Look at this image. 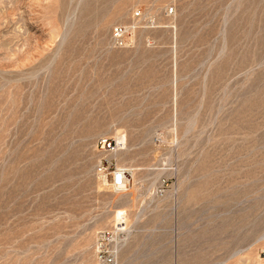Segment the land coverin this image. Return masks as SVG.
Here are the masks:
<instances>
[{
	"label": "rangeland",
	"instance_id": "1",
	"mask_svg": "<svg viewBox=\"0 0 264 264\" xmlns=\"http://www.w3.org/2000/svg\"><path fill=\"white\" fill-rule=\"evenodd\" d=\"M120 213L124 264H264V0H0V264Z\"/></svg>",
	"mask_w": 264,
	"mask_h": 264
},
{
	"label": "built area",
	"instance_id": "2",
	"mask_svg": "<svg viewBox=\"0 0 264 264\" xmlns=\"http://www.w3.org/2000/svg\"><path fill=\"white\" fill-rule=\"evenodd\" d=\"M135 14L139 15V12H135ZM111 34L115 40L123 45V28L121 26H113ZM121 146L119 142L107 136H99L96 139V147L99 148L100 152H116L121 150ZM101 164L106 166V160L104 163L101 162ZM108 166H112L111 162L108 163ZM127 175L128 169L126 167L114 165L111 171V185L116 191L126 189ZM162 192L164 191L162 190ZM114 233L112 234L111 231L105 230L98 234L95 258L102 264H124L120 259V252L125 241V231L114 226Z\"/></svg>",
	"mask_w": 264,
	"mask_h": 264
},
{
	"label": "bare ground",
	"instance_id": "3",
	"mask_svg": "<svg viewBox=\"0 0 264 264\" xmlns=\"http://www.w3.org/2000/svg\"><path fill=\"white\" fill-rule=\"evenodd\" d=\"M117 142H119L122 146H121V150L122 149H124V143H123V141L122 140H116ZM115 189V188H114ZM117 221H116V226L118 227L119 225H121V226H119V228L118 229H120V228H122V226L123 225H125L126 224V221H127V217H126V215L124 214V213H120L118 216H117ZM120 223V224H119ZM119 224V225H118ZM123 230V229H122Z\"/></svg>",
	"mask_w": 264,
	"mask_h": 264
}]
</instances>
